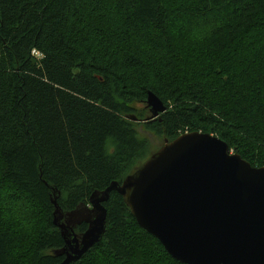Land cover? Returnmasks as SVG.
Returning a JSON list of instances; mask_svg holds the SVG:
<instances>
[{
	"label": "trees",
	"instance_id": "16d2710c",
	"mask_svg": "<svg viewBox=\"0 0 264 264\" xmlns=\"http://www.w3.org/2000/svg\"><path fill=\"white\" fill-rule=\"evenodd\" d=\"M149 92L167 106L151 120ZM137 123L216 134L264 166V0H0V264L63 260L53 200L67 214L134 172L153 153ZM104 205L102 239L71 264H187L120 193Z\"/></svg>",
	"mask_w": 264,
	"mask_h": 264
},
{
	"label": "water",
	"instance_id": "95a60500",
	"mask_svg": "<svg viewBox=\"0 0 264 264\" xmlns=\"http://www.w3.org/2000/svg\"><path fill=\"white\" fill-rule=\"evenodd\" d=\"M156 119L164 101L149 92ZM136 119V116H132ZM120 193L138 224L187 264H264V166H254L216 134L204 131L166 138L121 182L95 190L89 203L65 214L54 199V223L64 238L58 264H71L100 241L104 205ZM82 223L87 229L79 234Z\"/></svg>",
	"mask_w": 264,
	"mask_h": 264
},
{
	"label": "clouds",
	"instance_id": "9594fccd",
	"mask_svg": "<svg viewBox=\"0 0 264 264\" xmlns=\"http://www.w3.org/2000/svg\"><path fill=\"white\" fill-rule=\"evenodd\" d=\"M225 24L223 19L213 20L208 23H202L195 26L188 35V39L198 44H204L213 40L218 29L222 28ZM111 140V138H108ZM113 149L110 148L107 155L112 154Z\"/></svg>",
	"mask_w": 264,
	"mask_h": 264
},
{
	"label": "rangeland",
	"instance_id": "374dc122",
	"mask_svg": "<svg viewBox=\"0 0 264 264\" xmlns=\"http://www.w3.org/2000/svg\"><path fill=\"white\" fill-rule=\"evenodd\" d=\"M135 116H136V118H137V113H133ZM145 115H147L146 116V118H148L150 115H151V112H150V108L148 107L146 110H145V113H144ZM136 120V122H140L139 121V119L137 120V119H135ZM140 124V125H139ZM143 123H137V126H138V128H139V130H140V132L145 136V137H147L148 138V140H149V143H150V145H151V148H152V151L153 152H155L156 150H158L161 146H162V144L164 143V139L162 138V137H159V136H157V135H155V134H152V133H150V132H147V131H144V129H143V125H142ZM233 151V150H232ZM234 152V151H233ZM8 200V199H7ZM21 202H19V204H20ZM8 204V203H7ZM20 205H22V204H20ZM21 207V206H20ZM13 210H15V208H13ZM8 212H10V211H12V209H10V210H7ZM26 212H31L30 211V209L29 208H27L26 210H25ZM17 212V210H15V213ZM19 214H20V212H18ZM23 216V215H22ZM32 217V216H31Z\"/></svg>",
	"mask_w": 264,
	"mask_h": 264
}]
</instances>
